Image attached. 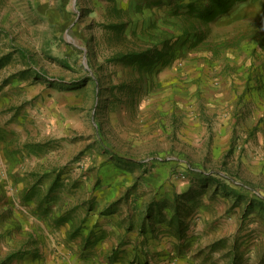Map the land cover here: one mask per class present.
Listing matches in <instances>:
<instances>
[{"label": "rangeland", "instance_id": "374dc122", "mask_svg": "<svg viewBox=\"0 0 264 264\" xmlns=\"http://www.w3.org/2000/svg\"><path fill=\"white\" fill-rule=\"evenodd\" d=\"M189 1L0 0V264H264V0Z\"/></svg>", "mask_w": 264, "mask_h": 264}, {"label": "crops", "instance_id": "0c3cea01", "mask_svg": "<svg viewBox=\"0 0 264 264\" xmlns=\"http://www.w3.org/2000/svg\"><path fill=\"white\" fill-rule=\"evenodd\" d=\"M108 193H111V196H112V194L114 192L111 191ZM102 200L103 201H101L100 205L98 206L99 208H102L106 204L107 198L102 199ZM117 221H118V218L115 216L112 219L101 218L98 223L96 220L90 221V223H89L90 227L83 229V234L85 235L84 237H87V238L89 237L88 233H89L90 229H92L90 239H87V238L86 239H87V241L91 240V242H93V243L85 246V248H83L82 246L75 244V243H72L71 246H73L76 249L80 248L79 250L83 249L82 251H88L92 247L91 250L94 252V255L90 259H88L89 260L88 262L85 261L84 263H86V264H100L98 262V259H97L98 257H96L95 254H97L99 256L100 253L102 252L101 253L102 257H104L105 254L109 253L110 249L113 246V243L120 241L121 237H123V236H129L130 238L135 239L136 234L138 235V233L137 232H131L130 233L125 228L126 223H124V224L122 223V226H121L119 223H117ZM64 223H66L65 224L66 226L61 225L62 228H64V229H68L73 225V224H70L69 222H64ZM74 227L75 226L73 225V228ZM165 238L166 237H162L161 234L158 237H155V239L149 237L150 244H148L147 247L151 251H159V249H164V250H162L164 252L167 250V247H168V245L166 243V241H168V240H165ZM136 240H137V238H136ZM131 246L133 247V245H131ZM140 246L141 245L139 244V247ZM54 248L56 251H59L61 253L63 252L62 249L57 244L54 245ZM74 256H76V254ZM161 257L165 258L166 255L161 256ZM103 264H114V263H112L111 260H107V262L106 263L104 262ZM159 264H177V263H175L174 259H166L165 261H161Z\"/></svg>", "mask_w": 264, "mask_h": 264}, {"label": "trees", "instance_id": "16d2710c", "mask_svg": "<svg viewBox=\"0 0 264 264\" xmlns=\"http://www.w3.org/2000/svg\"><path fill=\"white\" fill-rule=\"evenodd\" d=\"M244 1L246 0H208L206 5L202 7L197 0H190L185 4L184 9L176 7V9L171 11V14L177 16L180 21H186L189 24L199 19L213 22L219 16L231 11L238 2ZM181 25L186 34L191 32L189 26L184 24ZM192 27H194L193 24ZM132 56H134V54H132ZM178 228L179 230L181 229V224L178 225Z\"/></svg>", "mask_w": 264, "mask_h": 264}]
</instances>
